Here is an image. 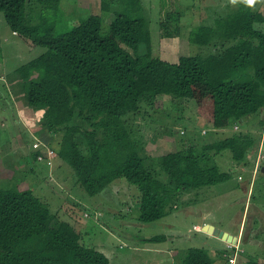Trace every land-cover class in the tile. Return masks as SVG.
Returning <instances> with one entry per match:
<instances>
[{
	"label": "trees",
	"instance_id": "obj_1",
	"mask_svg": "<svg viewBox=\"0 0 264 264\" xmlns=\"http://www.w3.org/2000/svg\"><path fill=\"white\" fill-rule=\"evenodd\" d=\"M26 4L27 0H0L11 30L45 49L15 70L14 88L26 107L43 111L40 124L52 139L49 144L57 140V155L87 195L96 196L124 179L137 189L139 221L152 223L174 212L189 192L231 178L214 163L222 152L228 151L237 166L262 152L264 113L256 126L259 135L252 128L246 133L232 128L248 127L264 111V32L255 27L264 25V15L239 8L212 24L201 19L188 32L189 42L200 53L170 63L153 57L144 19L115 14L108 35L102 36L101 19L89 16L68 33L41 37L25 19ZM110 5L111 1L101 0L104 11ZM164 37L174 35L165 31ZM141 45L145 52L139 54ZM166 96L194 104L196 117L205 125L198 139L206 136L203 129L207 135L211 131L226 136L200 147L182 141L179 149L158 157L155 165L148 162L150 158L141 154L143 142L131 137L128 121ZM162 174L166 181L160 179ZM256 187L254 180L251 195ZM168 237L144 240L159 243ZM220 252L227 263L235 251L227 247ZM245 255L244 250L237 252L236 264H257ZM211 263L204 250L196 248L182 252L174 262ZM0 264L110 262L100 251L83 245L75 228L59 221L31 190L0 189Z\"/></svg>",
	"mask_w": 264,
	"mask_h": 264
},
{
	"label": "rangeland",
	"instance_id": "obj_2",
	"mask_svg": "<svg viewBox=\"0 0 264 264\" xmlns=\"http://www.w3.org/2000/svg\"><path fill=\"white\" fill-rule=\"evenodd\" d=\"M108 1H111L110 9L104 11L101 0H27L25 19L30 26L37 28L38 36L43 37L68 33L89 16H98L101 19V35L106 36L115 14L129 13L147 22L153 57L176 63L181 56L200 53L199 47L189 42L188 35L185 46L179 44L176 50L170 51L166 45L169 37H164V32L172 33L174 37L180 36V43H185L184 37L192 28L187 30L186 26L179 27L181 18L178 20L175 14L178 12L177 6L193 8L200 13L203 9L202 0H180L181 4L178 0ZM177 32L180 34L176 35ZM138 51L139 54L144 53V46L141 45ZM44 52L43 47L31 46L29 39L14 33L0 11V189L31 190L59 221L68 222L73 227L77 223L81 243L96 250L102 248L110 264H147L152 255L160 256L158 261L168 264L170 255L167 249L174 251L178 257L191 248L204 250L212 259L211 264H227L217 242L222 240L203 237L202 232L192 229V224L204 226V223H210L211 226L232 232L233 229L239 230L234 245L238 246L240 252L243 247L247 257L264 248V177L260 171L264 166L263 145L262 154L259 151V156L257 154L259 161L255 171L259 173L256 176H252L253 160L248 158L243 166H237L230 153L224 151L215 157L214 163L221 172L231 173V178L224 183L189 192L178 202V208L172 212V216L152 223L139 221L137 189L124 179L114 181L96 196L87 195L74 184L73 171L69 165L55 152L53 158L48 159L46 156L47 149L52 148L57 152L60 146L57 140L49 144L52 139L40 124V110L26 107L21 92L14 88L17 84L15 70ZM263 113L253 117L249 127L243 124L232 129L246 133L252 128L251 131L259 135L260 129L257 127ZM128 122L131 137L144 144L141 154L148 156V162L154 165L158 157L179 149L182 141L184 145L200 147L204 142H213L226 136L211 131L207 135V129H203L206 136L198 139L205 125L196 117L194 104L171 100L167 96L161 97L154 108H146L137 116L132 115ZM35 142H40L42 146L34 149L32 146ZM32 153H40L45 159H29ZM254 177L257 187L252 195L251 192L245 193L249 181L248 189L252 190ZM160 179L166 181V175L162 174ZM97 210L100 216L95 218ZM167 222L174 226L168 227ZM168 232L181 235L159 243L144 240ZM226 245L229 247L232 244ZM159 250L165 251L159 253ZM247 257L245 259L248 260Z\"/></svg>",
	"mask_w": 264,
	"mask_h": 264
},
{
	"label": "crops",
	"instance_id": "obj_3",
	"mask_svg": "<svg viewBox=\"0 0 264 264\" xmlns=\"http://www.w3.org/2000/svg\"><path fill=\"white\" fill-rule=\"evenodd\" d=\"M177 2L181 4L180 0H178ZM202 3H203V9H202V11L200 13L198 11H195V9H193V8H189V7H185V6H177L178 12H176L175 14L177 15L178 20H179V18H181L180 20L185 21V22H181L179 20L178 21L179 22V27L186 26L187 30H190L191 28L198 26L200 24L201 19L206 21L208 24H212L216 19H218L220 17L228 16V15L236 12L239 8H244L245 10H250L251 12H254V13H257V14H260V15H264V0H257V3L254 6H252V7L246 6L242 2H239V0H238V2L235 5L231 4L230 0H202ZM185 13H187V17L185 16ZM184 23H185V25H184ZM255 27L258 30H261V31L264 32V25L256 24ZM187 35H188V33L184 37L185 43H180V36L167 39L166 45L169 47V50L170 51H172V49L176 50L179 47V44L182 45V46H185L187 41H188L187 40ZM162 44L165 45L163 40H162ZM31 46H32V44H31ZM1 73H2V71H0V74ZM40 112H41L40 116L42 117L43 111H40ZM29 153L30 152L28 151V154ZM259 153H260V155L262 154L261 151ZM258 161H259L258 157H256V159H253L254 167H253L252 176H256L257 175V172H256L257 170L255 171V169H257V167H258V163H257ZM255 172H256V174H255ZM254 180H255V177H254V179L252 181V188H253ZM249 183H250V181H249ZM249 183H246V188H245L246 192L245 191L244 192L245 193L249 192V194H250L251 191L248 189V188H250L249 187V185H250ZM170 215L172 216V213L169 214L168 216H166L165 218L169 217ZM99 216H100V212L98 210L95 211V216L94 217L98 218ZM164 221H166V220H164ZM168 221H171V220H168ZM167 223H169L168 227H173L174 226L170 222H167ZM205 224H209L210 225V223H204V225ZM76 225H77V223L74 224V228L78 232V229H77ZM195 227L200 229V228H202V225L192 224V229L195 232H201V230H198ZM214 227L219 229V230H223L225 232H228L229 234H231L233 236H236V234H237L236 232H239V230H236V229H233V232H232V231H229V230H226V229H223V228H219V227H216V226H214ZM82 228H84V225H83ZM165 235H168V236H170L168 238H172L173 239L175 237H178L181 234L168 232ZM202 236L206 237L208 239L211 238V239H214L216 241L218 240L217 238H214L211 235H206L203 232H202ZM236 237H238V236H236ZM206 238H204V239H206ZM217 242L219 243V246H220L219 249L220 250H224V249L227 248V245H226L225 242H223V241H217ZM241 248H242V250H244L243 247H241ZM98 250H100L101 253L105 252L102 248L98 249ZM153 251H155V250L152 249V252ZM162 251L164 252L165 250H159L157 252H159V253L161 252L162 253ZM167 251H168V254L170 255V257H169L170 260L168 259L170 262H168V264H174V262H175L174 258L177 257L176 254H174V251H171V249H167ZM153 253H155V252H153ZM251 254L252 255L250 257H248V260L252 259V260H255L257 264H264V248L263 249L260 248L257 254L256 253H251ZM160 258L161 257L158 256V255H154V256L152 255V256H150L148 258L147 264H165V262H163L162 260L158 261V260H160ZM243 264H247V261H246V263H243ZM248 264H250V263H248Z\"/></svg>",
	"mask_w": 264,
	"mask_h": 264
},
{
	"label": "water",
	"instance_id": "obj_4",
	"mask_svg": "<svg viewBox=\"0 0 264 264\" xmlns=\"http://www.w3.org/2000/svg\"><path fill=\"white\" fill-rule=\"evenodd\" d=\"M261 173L264 174V166L261 168ZM201 232L206 233L208 235H211L217 239L222 240L223 242L227 244L234 245L237 241V237L229 234L228 232H225L223 230H219L215 228L214 226H211L209 224H205L201 228Z\"/></svg>",
	"mask_w": 264,
	"mask_h": 264
},
{
	"label": "built area",
	"instance_id": "obj_5",
	"mask_svg": "<svg viewBox=\"0 0 264 264\" xmlns=\"http://www.w3.org/2000/svg\"><path fill=\"white\" fill-rule=\"evenodd\" d=\"M39 146H40L39 143H35L33 145V148L37 149V148H39ZM47 155H48L49 158H52L54 156V153H53V151L49 150L48 153H47ZM42 159H43L42 156H39L38 157V160H42ZM228 249H234V251H235L234 253H231V254L228 255V264H236V262H237L236 254H237V252H240L239 249H238V246H236V245H230L228 247Z\"/></svg>",
	"mask_w": 264,
	"mask_h": 264
},
{
	"label": "clouds",
	"instance_id": "obj_6",
	"mask_svg": "<svg viewBox=\"0 0 264 264\" xmlns=\"http://www.w3.org/2000/svg\"><path fill=\"white\" fill-rule=\"evenodd\" d=\"M238 2V0H230V3L231 4H233V5H235L236 3ZM239 2H242L243 4H245L246 6H249V7H252V6H254L256 3H257V0H239ZM35 143H39L40 144V142H35ZM34 143V144H35ZM33 144V145H34ZM42 145L40 144V146H39V148L41 147ZM33 147V146H32ZM45 147V146H44ZM262 147V146H261ZM39 148H37V149H39ZM35 149V148H34ZM49 150H51V151H53V153L55 152L56 153V151L55 150H53L52 148H50V149H47V151H46V156H47V158L49 159V157H48V155H47V153H48V151ZM57 154V153H56ZM39 156H42L40 153L36 156L37 158V160H38V157ZM54 156H55V154H54ZM53 156V157H54ZM259 156V155H258ZM43 157V159L42 160H38V161H43L45 158H44V156H42ZM52 157V158H53ZM237 242V241H236ZM236 244V243H235ZM104 254V253H103Z\"/></svg>",
	"mask_w": 264,
	"mask_h": 264
}]
</instances>
